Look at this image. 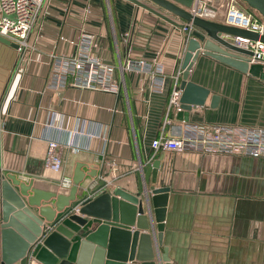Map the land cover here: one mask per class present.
<instances>
[{
    "label": "crops",
    "instance_id": "crops-1",
    "mask_svg": "<svg viewBox=\"0 0 264 264\" xmlns=\"http://www.w3.org/2000/svg\"><path fill=\"white\" fill-rule=\"evenodd\" d=\"M163 13L180 25L184 21ZM82 31L95 34L96 54L114 66L118 93L49 88L48 53L74 52L58 37L77 38ZM30 37L35 49L24 61L22 51L0 42L11 50L0 47V180L14 173L21 181L33 178L36 187L67 193L75 165L82 162L83 171L94 169L96 175H85L77 197L99 178L107 181V190L121 187L142 194L152 185L144 165L159 159L154 186L169 189L162 245H157L154 216L145 206L149 227L135 223L130 230L150 234L154 256L165 248L171 264H264V157L151 146L160 135H183L189 124L264 126V80L200 51L186 81L207 89L208 95L183 121L169 105L173 75L184 71L189 41L180 26L127 0H44ZM128 57L134 67L141 59L160 62V85L150 89L147 70H124ZM50 139L61 143L59 173L45 163Z\"/></svg>",
    "mask_w": 264,
    "mask_h": 264
},
{
    "label": "water",
    "instance_id": "water-1",
    "mask_svg": "<svg viewBox=\"0 0 264 264\" xmlns=\"http://www.w3.org/2000/svg\"><path fill=\"white\" fill-rule=\"evenodd\" d=\"M127 1L180 26L163 11L174 14L204 32L193 30L194 37L186 46L179 119L188 121L191 108L203 105L208 95L207 89L186 81L200 51L264 80V65L249 64L247 55L251 52L222 37L228 34L257 39L256 33L192 16L187 8L194 0ZM241 1L264 19V0ZM218 17L221 19L222 15ZM260 39L264 41V34ZM0 42L18 48L16 43L1 35ZM159 165V159L144 165L146 180L151 175L152 185L142 194L121 187L107 190V181L99 178L94 188L77 197L85 175H96L94 169L83 171L85 165L82 162L75 165L67 193L36 187L33 178L21 181L14 173L3 175L0 180V264H28L29 255L44 264H171L165 248L154 256L150 234L140 233L138 229L130 231L135 223L137 228L149 227L148 215H144L145 206L154 216L157 245H162L169 189L154 186ZM56 184L60 185V182ZM78 205L80 207L75 211ZM119 247L124 248L123 252Z\"/></svg>",
    "mask_w": 264,
    "mask_h": 264
},
{
    "label": "built area",
    "instance_id": "built-area-1",
    "mask_svg": "<svg viewBox=\"0 0 264 264\" xmlns=\"http://www.w3.org/2000/svg\"><path fill=\"white\" fill-rule=\"evenodd\" d=\"M44 0H0V35L16 43L18 51H22L21 59L28 60L34 52V42L30 37L34 22L41 11ZM223 8V9H222ZM187 11L195 17L220 21L224 24L246 29L258 35L251 39L238 35L224 34L222 37L230 43L251 52L247 55L249 64L264 65V41L260 37L264 34V19L254 17L242 8L239 0H194ZM219 15L222 18L219 19ZM188 32L187 39L194 37L192 31L197 27L192 22L183 21L180 25ZM60 41L74 46V52L51 51L44 61L50 67L49 88L59 90L67 85L89 90H99L118 93L120 86L114 77V66L96 54V36L92 32L82 31L77 38L58 37ZM128 57L123 65L124 70H147L150 74V89L160 85L158 76L164 72V66L156 59L136 61ZM177 71L173 75L175 87L171 90L169 105L174 111H181V89L176 82L181 75ZM170 119L167 117L165 122ZM187 132L180 136L165 137L160 135L151 142L154 149L165 151L192 150L200 154L242 155L249 157H264V126H240L230 123H199L186 126ZM61 143L50 139L47 142L46 166L54 172H61L62 157L58 152ZM77 150L72 147L71 151ZM69 183V178H63ZM28 264H44L29 255Z\"/></svg>",
    "mask_w": 264,
    "mask_h": 264
},
{
    "label": "rangeland",
    "instance_id": "rangeland-1",
    "mask_svg": "<svg viewBox=\"0 0 264 264\" xmlns=\"http://www.w3.org/2000/svg\"><path fill=\"white\" fill-rule=\"evenodd\" d=\"M239 4L242 8H244L245 10H247L248 12H250L254 17H258V13L256 11H254L253 9L249 8L244 2H242L241 0H239ZM110 6L108 5V11L111 14V10L109 9ZM0 47L4 48L5 51H11L8 47H5L2 43H0ZM3 55H5V52H2Z\"/></svg>",
    "mask_w": 264,
    "mask_h": 264
},
{
    "label": "trees",
    "instance_id": "trees-1",
    "mask_svg": "<svg viewBox=\"0 0 264 264\" xmlns=\"http://www.w3.org/2000/svg\"><path fill=\"white\" fill-rule=\"evenodd\" d=\"M259 17H261L259 14H258ZM262 18V17H261Z\"/></svg>",
    "mask_w": 264,
    "mask_h": 264
}]
</instances>
